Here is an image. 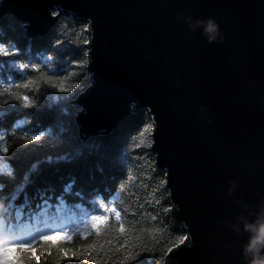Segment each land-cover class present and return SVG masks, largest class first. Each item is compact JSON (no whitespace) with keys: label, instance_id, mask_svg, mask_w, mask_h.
<instances>
[{"label":"water","instance_id":"water-1","mask_svg":"<svg viewBox=\"0 0 264 264\" xmlns=\"http://www.w3.org/2000/svg\"><path fill=\"white\" fill-rule=\"evenodd\" d=\"M6 14L30 36L62 14L91 19L92 84L76 100L83 139L151 105V151L176 223L194 238L165 264H247L255 233L245 225L264 208V0H1Z\"/></svg>","mask_w":264,"mask_h":264},{"label":"trees","instance_id":"trees-1","mask_svg":"<svg viewBox=\"0 0 264 264\" xmlns=\"http://www.w3.org/2000/svg\"><path fill=\"white\" fill-rule=\"evenodd\" d=\"M84 24L62 14L47 34L30 36L13 15L0 16V44L12 53L0 54V218L18 228L67 218L69 228L54 232L68 231L73 240L60 247L91 253L87 260L66 259L57 242L48 248L40 237L49 234H41L31 241L44 253L39 264H165L160 258L184 230L161 185L151 118L140 111L107 133L80 135L76 100L92 84ZM19 63L29 67L21 70ZM25 95L28 106L17 98ZM40 133L36 141L25 138ZM105 205L115 206L121 219ZM64 206L77 215L65 214ZM51 210L63 213L52 219ZM96 214L110 216L99 234L89 219ZM25 264L35 262L25 258Z\"/></svg>","mask_w":264,"mask_h":264},{"label":"snow or ice","instance_id":"snow-or-ice-1","mask_svg":"<svg viewBox=\"0 0 264 264\" xmlns=\"http://www.w3.org/2000/svg\"><path fill=\"white\" fill-rule=\"evenodd\" d=\"M54 14H55V12H54ZM87 28H88V25L84 24V29L87 30ZM0 54L10 55L12 53H9V51L7 50V47L5 45L0 44ZM18 67L21 70H24V69H27L29 67V65L25 64V63H19ZM38 67L39 66L37 64H31V68L34 70L38 69ZM0 83H3V81H0ZM4 91L5 92L9 91V88L5 87ZM17 98L18 99L22 98L26 102V106L31 104L30 98L27 95H25L23 97H17ZM25 138L30 140V141H36V140L40 139V137L36 136V135H32L30 137L26 136ZM0 139H3V137H0ZM163 175H164V177H166L167 174L163 173ZM165 180L161 181L162 186L166 184ZM104 211L106 213H115V217H116L117 221H119L121 219V213L115 208V206L105 205ZM89 219L91 221L92 229H94L96 231V233L99 234L102 223H107L110 219V216L109 215L96 214V215L90 216ZM120 230L122 232L124 231V225L123 224H120ZM0 234H4L6 241H7L5 244L0 245V248H10L11 247V248H15L16 251L20 253L19 256L16 257V264H25V258H27L28 260L34 261L35 264H39L41 256L44 253L41 250L34 251L35 245L33 243L21 241L19 239V236L15 233H12L9 230H7L4 227L2 222H0ZM40 239H41V241L48 243V248H51L53 246L51 242L56 241L57 243L55 246L59 248L63 257H65L66 259H69V260L81 259V258L87 260L89 258V256L91 255L90 252H87V253L81 252L79 255H77V253L74 249L61 248L60 247L61 243L73 240V236L68 231L54 232V233H51L49 235L41 236ZM183 240H184V237L181 236L178 239L176 244L183 242ZM176 244H174L172 246V248ZM87 247H88V249H94L96 247V245L90 244ZM172 248H169L168 251L164 253V256L167 255L169 252H171ZM21 249H23V251H21Z\"/></svg>","mask_w":264,"mask_h":264},{"label":"clouds","instance_id":"clouds-1","mask_svg":"<svg viewBox=\"0 0 264 264\" xmlns=\"http://www.w3.org/2000/svg\"><path fill=\"white\" fill-rule=\"evenodd\" d=\"M52 15L56 16V15H58V13L55 12V14H54V12H53ZM198 23H202V22H198ZM86 24L88 25V28L89 27L91 28V24H92L91 19H89ZM215 29L216 30H223L221 28V25H220L219 22H217L215 24ZM91 30H92V28H91ZM203 35H205L208 43L215 42L214 39L211 38V36H210V34L208 32V25H204ZM224 39L226 40V34H225V38ZM220 42L223 43L224 40H222ZM56 43H60V41H56ZM89 43H91V41H89ZM177 84H179V81H177ZM256 84H257V82H255L253 80H248L247 87L249 89H251ZM206 108H207V105L201 104L200 108H199V112L205 111ZM146 111L152 114V117H153L154 122H155V129H154V132H155V130H156V120H155V114L152 113L151 105L146 107ZM212 123H213L212 120L209 121V125H211ZM42 136H43V133H40L39 137H42ZM164 173H166L168 175L167 170H165ZM167 175H166V180H165L166 185L168 183ZM168 193H169V197H170L171 196V190L170 189L168 190ZM173 205L175 206V210L179 211L178 206L173 204V203L170 204L169 210H171V207ZM2 206H3V204L0 203V207H2ZM261 214L262 215H261V219H260L259 222L245 225V231H250V232H254L255 233V236L252 239V242L246 248L245 253H244L245 254V258L247 260V264H264V253H261L260 249L258 247L259 237H260V229L264 228V208L261 209ZM183 237H184L183 242L176 244L172 248L171 252L173 251V249L181 248V246H183L185 249H191L193 247L194 238H193L192 234L190 233V231H188V225L187 224L185 226V232H184ZM21 251H23V249H21ZM249 253L251 254V258L250 259L248 258ZM19 254L20 253L17 252L15 248H11V247L10 248H0V264H16V257H18ZM167 255H165L164 257H161L160 260L163 261Z\"/></svg>","mask_w":264,"mask_h":264},{"label":"bare ground","instance_id":"bare-ground-1","mask_svg":"<svg viewBox=\"0 0 264 264\" xmlns=\"http://www.w3.org/2000/svg\"><path fill=\"white\" fill-rule=\"evenodd\" d=\"M38 206H40V205H38Z\"/></svg>","mask_w":264,"mask_h":264}]
</instances>
